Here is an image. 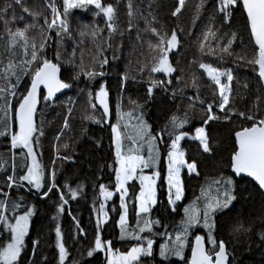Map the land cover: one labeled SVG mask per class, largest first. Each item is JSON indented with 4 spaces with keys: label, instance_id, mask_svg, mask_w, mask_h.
<instances>
[{
    "label": "trees",
    "instance_id": "obj_1",
    "mask_svg": "<svg viewBox=\"0 0 264 264\" xmlns=\"http://www.w3.org/2000/svg\"><path fill=\"white\" fill-rule=\"evenodd\" d=\"M51 2L53 0H22L21 5H17L15 0H0V10H4L0 14V37L4 35V19L12 21L9 24L12 30L23 27L26 23H33L32 17L22 12V7H28L34 12H44L51 20V10L46 8V4ZM102 2L112 3L115 8L116 30L111 36H109L103 16L94 15L95 9L89 6L70 12L69 31L61 32L58 38L56 35L58 28H53L46 47L42 50L43 57L58 64L61 68L62 79L70 87L69 92L55 102L45 100L44 95L42 97L41 108L37 115L38 131L32 137L40 159L41 170L44 173V183L47 185L40 191L29 185L27 181L18 179L12 187L7 186V176L19 177L27 171V159L25 156L21 159L20 155L22 149L20 150L18 146L13 148L10 144V133L16 130V125L13 120L14 113L9 112L7 137L0 135V163L3 164L0 167V192L7 193V210L14 197L18 198L19 204L23 206L19 207V212L26 211L28 207L33 208L36 205V196H43L44 192H48V186H51L53 181L59 180L65 171L67 162L56 156L72 158L89 155V177L67 178L63 181L62 192L67 203L61 200L55 201L50 213L53 231L55 232L56 226L59 225L61 232L66 235L65 221L68 206L70 205L74 210L76 224L70 232L71 246L67 247L68 256L65 264H73L74 261L77 264H106L103 251L94 253L93 257L87 256V250L94 245L97 221L101 219L99 214L101 204L106 205L107 213V220L100 226L102 240L110 241L112 248L119 252H126L138 243L135 236L124 239L120 235L119 220L123 209L120 207V194L116 189L114 169L117 165L111 131L115 110L113 109L111 118L105 117L98 101L94 98L100 84H104L111 101L119 103L123 113L132 112V116L142 117L151 127L153 136L160 134L156 139L161 151L157 203L148 214L149 219L158 220L159 224H154L150 233L147 230L140 233L141 236L147 235L154 243L152 256L141 257L139 264H187L191 254L189 250L184 259L161 257L159 255L160 245L168 236H174L181 229L184 208L196 200L201 202L200 198L204 195L202 188L208 189L211 185L209 193L216 194L215 185L211 182L221 176L233 179L236 199L227 209L218 210L214 214L213 234L217 241L225 242L230 264H264V193L258 189L251 178L244 175H242L243 178L235 176L230 167L231 154L236 147L235 132L241 127L250 126L251 122L235 113L232 114L230 120L223 119L224 113L215 106V101L219 99V91L204 69L199 67L200 63H205L220 71H231L233 75V80L229 82L231 106L245 114L250 111L257 119L264 116V87L258 75V66H255L254 71V66L248 63L253 57L254 41H250V29L245 27L246 13L242 10V5L232 9L230 23H223L218 0H185L180 13L176 16H173L172 12L179 5V0H119L118 3L117 0H102ZM129 2L132 5L131 16H129ZM57 7H62V0H58ZM13 15L16 17L15 20H12ZM20 17L23 19L21 20ZM145 19L152 21L151 27L158 30L163 28L168 35L172 30L177 33V49L171 50L168 54L169 62L175 71L169 75L151 73L150 67H145L142 72L139 70L142 65H149L151 55H153L148 47L149 42L157 43V37L151 31L146 30ZM129 21H131V28ZM35 23L36 29L30 30L28 36L35 37L39 44V29L44 25V17H38ZM209 23L213 24L214 30H218V36L225 37L219 40L221 47L227 43L225 34L231 32L238 34L230 48V55L216 48V40L211 41L213 53H209L207 47L203 52L200 51L199 42ZM86 25L89 26L87 32L81 36L80 33L85 31ZM92 25L102 29L97 38L87 34L91 31ZM6 44V39L0 38V70L7 65L9 59L30 58L24 57L22 50L15 47L12 51L17 55L13 57L7 51ZM97 45L102 48L100 59L106 58L109 64H104L103 68L94 66L92 70L103 71L104 75H97L90 79L79 71L78 65L82 51L84 63L92 64ZM74 49L75 55L73 56ZM57 51L60 53L59 60L56 58ZM17 74L21 76L19 83L16 82L15 76H9L6 82L0 71V88L6 87L9 83L16 85L15 96L8 97L13 104L22 98V94L31 82L30 76L20 73L19 68H17ZM124 75L129 78L122 80ZM193 75L198 78V88L191 86ZM73 76L76 78L73 79ZM133 76L135 79L131 78ZM177 77H180L179 81ZM151 80L165 81V85L155 86L152 96L149 97L147 88ZM89 91L93 93L92 103L96 105L95 108L89 106ZM130 101H135L139 107L137 108ZM2 103L3 100H0V104ZM209 103L214 105L213 114L221 119L209 121L205 125L203 120L207 117L204 110ZM190 104L193 107L189 108ZM186 111L188 123L183 125L180 131L186 132L188 138L185 136L182 139L181 148L185 152L186 161L194 160L197 167L195 173H189L188 170L183 172L184 197L176 204L175 211H172L173 207L167 202L168 186L165 179L167 153L170 150L171 139L167 131L161 130L165 129V125L168 124L173 114L183 117ZM3 116L4 112L0 110V124H4ZM65 117L68 119L67 127H64ZM97 120L100 122L96 123ZM120 126L124 130L125 138L127 134L124 124ZM168 127L170 129L171 125L168 124ZM197 127L205 129L211 149L208 153L203 152L200 142L193 139L196 136ZM13 155L15 156L14 168ZM101 184L113 193L106 202L100 192ZM65 185L77 189L78 194L75 198L71 197ZM139 191L140 184L136 180L128 184L126 204L131 225L137 224L138 220L136 197ZM0 197L1 201L5 200L2 194ZM61 205L63 210L58 211ZM201 206L202 204L198 203V208ZM140 223H143V217L140 218ZM200 223L189 230V247L195 235L203 234L205 238L207 237L208 232L200 227ZM83 225L86 226L85 233L81 231ZM239 225L249 228L250 231L246 233L235 231ZM2 232L3 226L0 228V244ZM211 247L206 243V248ZM17 264H19L18 261Z\"/></svg>",
    "mask_w": 264,
    "mask_h": 264
},
{
    "label": "snow or ice",
    "instance_id": "obj_2",
    "mask_svg": "<svg viewBox=\"0 0 264 264\" xmlns=\"http://www.w3.org/2000/svg\"><path fill=\"white\" fill-rule=\"evenodd\" d=\"M119 0H117V3ZM17 5H21L22 0H15ZM185 0H179V5L172 12L173 16H176L181 11V7L184 5ZM242 5V10L246 12V29H250V41H254V52L253 57L248 61L251 65L258 66V75L261 81H264V0H218L219 13L222 15L223 23H230V16L232 15V9L235 7H240ZM92 6L95 11L94 15L103 16L106 21V28L109 36L116 30L114 25L115 19V8L112 3H105L102 0H62V7L58 8L54 2L47 3L46 8L51 10L52 19L49 20L48 16L44 12H34L30 11L28 7H22V12L27 13L32 17L33 23L24 24L23 27H17L12 30L9 24L12 22L8 19L3 20L4 24V35L0 38L6 39V49L7 51L15 57L17 54L12 51V49L19 48L22 50V55L24 57H30L27 59H9L7 65L0 71L3 73V79L7 82L9 76H15L16 82L19 83L21 76L17 74V68H19L20 73H25L30 76V86L26 87L25 93L22 94V98L18 99L15 104L12 103L8 97L15 96L16 85L7 84L6 87L0 88V100L3 103L0 104V110L4 112L2 117L4 121L5 130L8 129L9 112L14 113V123L16 125V130L11 136L12 147L15 148L18 145L27 149V157L31 160L30 164H27V172L24 175L16 177L15 175L7 176V186L12 187V185L18 180L27 181L29 185L35 188L37 191L44 186V173L41 170V165L36 160V154L32 146V137L35 132L38 131L35 121L34 114L36 112V105L38 102L37 92L40 86L47 90V94L44 99L49 100L56 92L61 89L68 88L70 85L58 77L59 66L57 63H53L51 60L43 57L42 50L46 47V41L49 39L47 30L58 28L56 35L59 38L61 32L67 33L69 31L68 16L73 9H84ZM199 8V5L197 6ZM129 16L132 15L131 8L132 5L129 2ZM4 10H0V14ZM151 15V13H149ZM40 16L44 17V25L40 27V42L37 44L35 37L30 38L28 32L32 29H36L37 25L35 23L36 19ZM16 17L13 15L12 20ZM22 20L23 17H20ZM153 21L155 17L153 16ZM146 30L151 31L157 37V43L153 44L149 42L148 47L153 53L151 55L149 65H142L140 71H144L145 67H150L151 73L161 72L165 75H169L175 71L173 66L170 64L168 59V54L171 50L175 49L178 44V37L175 30L171 31L168 35L163 31V28L158 30L155 27H151L152 21L145 19ZM131 21H129V27L131 28ZM89 26H85V31L80 33L81 36L85 35ZM102 32L96 25L91 26V31L89 34L93 38H97ZM236 32H231L230 34H225L227 37V43L222 47L219 44V40L225 37L218 36V30H214L213 24L209 23L206 26V30L202 33V39L199 42V49L201 52L207 47L209 53H213V48L211 45L212 40H216V48L222 52L231 54L230 48L237 38ZM205 42H208L207 44ZM102 48L97 45L96 54L92 57V64L86 65L84 63V54L81 52V60L78 65L79 71L83 73L84 76L88 78H93L97 75L103 76V71L96 72L92 70L94 66H99L103 68V65L107 63V59H100V54ZM75 55V49L73 51V56ZM56 58L59 60L60 53L57 51ZM71 62V61H70ZM199 67L204 69L205 73L209 79L214 82L216 89L219 91V99L215 101V106L218 107L223 113V119L230 120L233 113L242 117L243 119L251 122L248 127H241L240 130L235 132V150L231 154L230 167L232 172L237 177L243 178L242 174L251 178V180L258 186V189L264 192V116L259 119L252 114L250 111L248 114L244 112H239L231 106L230 103V83H222L221 77L226 76L227 81L231 82L233 80V75L231 71H220L217 68H213L211 65L200 63ZM73 79L76 76L72 77ZM129 77L127 75L122 76V80H126ZM135 79V77H131ZM180 80V77H177ZM170 83V81H168ZM165 81L151 80L147 88L148 96L151 97L153 93V88L155 86L163 87ZM192 87L198 88V78L192 76ZM123 87V84H121ZM89 106L95 108L96 105L92 103L93 93L89 91ZM94 98L103 108V114L106 117L109 112L108 105V92L104 84H100L99 90L95 92ZM198 98V97H197ZM137 108L135 101H130ZM203 103V101H201ZM226 105L228 107H226ZM189 108L193 105H189ZM212 103H209L204 113L207 119L203 120V124H208L209 121L221 119V117L213 114ZM69 111H71L69 109ZM117 113L120 116V105L117 104ZM124 116H132L133 113H124ZM92 118V117H85ZM138 123L135 127V136H128L127 139L131 140L133 145L136 141L146 142L148 144L149 155L145 158L142 155L133 154L138 152L139 149L130 148L127 152L123 150L122 145V135L119 131L118 124L111 125L112 131V143L115 146V157H116V167H115V180L116 189L121 193V209L124 211L121 213L119 226L121 237L133 236V233L127 231V223L125 213L127 211L126 205L124 203L125 194L127 189L125 184L127 181L132 180L137 168H149L154 167L159 160V149L155 148L154 141L160 135L157 133L153 136L150 132V126L142 119V117L136 118ZM99 123L100 121H95ZM188 123L187 111L183 117H178L173 114L169 118L168 124L171 125L169 129L168 124L165 125V129L161 131H167L171 139V144L169 146L170 150L167 153L168 159V174L165 177L168 184V205L175 206L176 202L181 200L183 195V186L181 181V168L187 167L189 173L196 172L195 161L188 162L185 159V152L180 148V141L187 135L186 132L180 131L183 125ZM68 126V119L65 117L64 127ZM196 139L200 142V147L203 152H210L209 141L205 133L204 127H197L195 129ZM42 134V132H41ZM0 135H5V132H0ZM3 164L0 163V167ZM15 166H13L14 168ZM198 174V173H197ZM159 172H153L151 176L140 175L138 179L140 180V194L136 197L137 207L136 214L138 217L137 225L135 229V239L138 243L134 244L126 252H119V250H114L111 246L110 241L102 240L100 226L106 219V213L104 211V204L100 205L99 214L101 219L97 221L96 233L94 238V245L89 247L87 250V256L93 257L94 253L99 251L105 252L106 264H139V260L142 256H152L153 253V240L147 235L141 236L140 233H144L146 230L150 233L152 226L154 224H159L158 220H151L148 218L150 213V206L155 205L156 201V191H155V179L158 177ZM215 185V195L209 193V188H202L201 191L204 193L205 203L203 205V227L208 229V234L205 239L204 236L199 234L195 235L194 241L191 243V258L188 259L187 264H227L228 254L226 251V245L223 240L217 241L213 229L215 227V222L213 219L214 214L218 210L227 209L232 201L236 199L235 195V184L231 177L217 178L211 182ZM71 194L72 198H75L78 194L77 189H72L68 185H65ZM55 188L53 183L48 186V192ZM175 190L174 193L172 190ZM48 192H44L43 195L47 196ZM100 192L105 199L111 198L113 193L108 191L103 184L100 185ZM5 197V200L0 201V221L5 223V227L10 229V240L5 245L0 246V264H17L18 257L24 247V237L28 231L29 219L32 215V208L29 207L23 215H16L14 217L15 222L9 223V218L4 215V211L7 210L6 198L7 193L0 192ZM60 200L63 203H67L64 194L61 193ZM18 207L17 204H13V210ZM62 205L58 207V211H62ZM175 211V207L172 208ZM184 216L181 221L182 227L177 231L175 239L169 243H164L160 245L159 255L161 257H166L169 254H174L178 257H183V252L185 246L188 244V233L189 230L195 227L201 222L200 209L196 207H185ZM143 217V223H140V218ZM82 231V230H81ZM237 232H248L249 228H244L243 225H239L235 228ZM56 235V247L59 250V264H65V259L67 256V251L62 242L60 226L57 225L55 229ZM37 242H33L35 247ZM206 243L211 245V248H206ZM77 264V262H73Z\"/></svg>",
    "mask_w": 264,
    "mask_h": 264
},
{
    "label": "rangeland",
    "instance_id": "obj_3",
    "mask_svg": "<svg viewBox=\"0 0 264 264\" xmlns=\"http://www.w3.org/2000/svg\"><path fill=\"white\" fill-rule=\"evenodd\" d=\"M53 2L57 5L58 0H53ZM75 10L76 9H73L70 12L75 11ZM114 25H115V23H114ZM51 30L52 29L48 30V36L50 35ZM46 43H47V41H46ZM176 49H177V47L173 50H176ZM107 64H109V62H107ZM221 82L222 83H229L227 81L226 76L221 77ZM110 102H111V111H113V109L115 110V118L113 119V121H115V123H113V121H112V124H118L119 125V131L121 132V135H122L123 150L127 152L130 148L139 149L138 152H134L133 154L142 155L145 158H147L149 155V152H148V144L146 142H142V141L137 140L135 145H133L132 141L127 139L128 136H135V127L134 126L138 123V121L136 119L138 116H129L128 118H126L125 116H123L124 113L121 110H120L121 115L118 116L116 102H112L111 97H110ZM98 104H99V102H98ZM121 124H124V128H125V131L127 134L125 138H124V134H123L124 130H122V128L120 126ZM149 130L151 132V127ZM0 132H5L4 136L7 137V131L4 128V124H0ZM12 134L13 133H10V144H11ZM186 137L188 138V136H186ZM181 141H180V148H181ZM34 142L35 141L32 138V146H33V150L36 154V160L40 164V161H39L40 159H39V156L35 150V143ZM11 146H12V144H11ZM154 146H155V148L159 149V146H158L156 141H154ZM18 148L20 150L22 149V151L20 152L21 159H23L25 156V158L27 159V164H30L31 160L27 157V149L23 148L22 146H19V145H18ZM181 150H183V149L181 148ZM58 157L65 160L67 162V166H66L65 171L63 172L62 176H60L59 180L57 182H54V181L52 182V184L53 183L55 184V188H53L52 191H50L47 196H44V195L43 196H38V195L36 196V205L33 206V208L31 207L33 211H32V215L29 219L28 231L24 237V247L21 251L20 256L18 257L19 264H59V250L56 247V235H55V232L53 231V225H52V221L50 218L52 206H53V203L55 201L60 200V195H61V193H63L62 192V182L63 181H65L67 178L76 179L78 177H89V175H90V156L89 155L88 156H74L72 158H67V157H64L61 155L56 156V158H58ZM14 163H15V156L13 155V157H12L13 166H14ZM160 163H161V151L159 149V160L157 161L155 166L149 167V168H142V166H141L140 168H137L133 179L126 182L125 187L127 189V192L125 194V200H124L126 208H127L126 197H127V193H128V184L133 180H136L140 184V180L138 179V177L140 175L151 176L153 174V172H159L161 174V172L159 170ZM167 164H168V160L166 163V171L168 174ZM185 170H188L186 166L181 168L180 176H181L182 186H183L182 174ZM193 173H195V172H193ZM159 176L154 177V179L156 181V183H155L156 201H157V181L159 179ZM167 186H168V184H167ZM172 191L174 193L175 190L173 189ZM118 193L121 195V193L119 191H118ZM139 194H140V191H139ZM139 194H138V196H139ZM210 194L212 195V193H210ZM183 197H184V190H183V195H182L181 200L183 199ZM0 199H1V197H0ZM107 200L108 199L104 198L105 202ZM181 200L177 201L176 204L178 202H180ZM200 201L201 202L196 200L193 203H191L190 205H187V207L198 208V203H201L202 206H201V208H198V209H200V215L202 216L203 205L206 202L204 195L200 198ZM19 202H20V200H18V198L14 197L12 204L10 205L8 210L4 211V215L9 218V223H14L15 222L14 217L16 215H23V213L25 212V211L19 212L20 208L23 207L19 204ZM14 203L18 205V207L15 210H13V204ZM176 204H175V206H176ZM155 205L150 206V212L153 209V207H155ZM105 206L106 205L104 204V211L106 213V207ZM175 206H172V207H175ZM125 216H126V223H127V231L133 233V236H131V237H129V236L123 237L124 239H127V238H132L135 236V229H136L137 224L136 223H134L132 225L130 224L129 219H128V209L125 213ZM106 220H107V213H106V219L104 220V222ZM214 222H215V220H214ZM75 224H76V220L74 217V210L69 205L68 206V214H67V218L65 221L66 235H64L61 232L62 242L65 246L66 251H67V247L71 246V233L70 232H71L72 227ZM1 226H3V232H2V241H1L0 246H3L7 242H9V240H10V229L5 227V223L3 221H0V228H1ZM180 227H182V224L180 225ZM200 227L208 232V229L203 227V221L200 223ZM81 230H82V233H85L87 231L86 226L83 225L81 227ZM213 231H214V229H213ZM176 233L174 236H168V238L165 239L162 243L163 244L169 243V245H170V241L175 239ZM200 235L204 236L203 234H200ZM34 241L37 242L35 247L33 245ZM188 250L191 253V247H189V242L184 248L183 257H178L174 254H169L166 257H175L177 259H184ZM121 253H123V252H121ZM67 256H68V251H67ZM67 256H66V259H67ZM66 259H65V261H66ZM189 259H190V257H189ZM88 264H93V263H88Z\"/></svg>",
    "mask_w": 264,
    "mask_h": 264
},
{
    "label": "water",
    "instance_id": "obj_4",
    "mask_svg": "<svg viewBox=\"0 0 264 264\" xmlns=\"http://www.w3.org/2000/svg\"><path fill=\"white\" fill-rule=\"evenodd\" d=\"M246 13V12H245ZM247 15V14H246ZM53 62V61H52ZM55 63V62H53ZM158 74H161V72H157ZM58 77L62 79V74H61V68L59 67V72H58ZM64 81V80H63ZM65 82V81H64ZM31 83V82H30ZM263 83V87H264V81H262ZM69 92V87L68 88H64V89H61L60 91L56 92L48 101L50 102H55L57 101L58 99H60L62 96H64L65 94H67ZM47 94V90L43 88V85L40 86V89H38V92H37V99H38V102H37V105H36V112L34 114V121H35V125H37V115H38V112L40 111V108H41V102H42V97L43 95L45 96ZM108 105H109V112H108V115L107 117L108 118H111L112 116V111H111V102H110V95L108 94ZM100 105V104H99ZM101 109L103 110L102 106L100 105ZM244 175V174H242ZM246 176V175H244ZM264 193V192H263ZM190 258H191V254H190ZM227 264H230L229 263V259L227 261Z\"/></svg>",
    "mask_w": 264,
    "mask_h": 264
}]
</instances>
